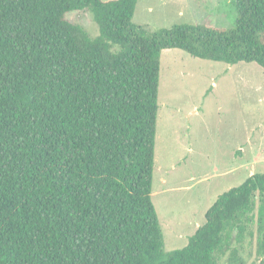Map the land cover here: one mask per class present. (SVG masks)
Segmentation results:
<instances>
[{
    "label": "trees",
    "instance_id": "16d2710c",
    "mask_svg": "<svg viewBox=\"0 0 264 264\" xmlns=\"http://www.w3.org/2000/svg\"><path fill=\"white\" fill-rule=\"evenodd\" d=\"M233 3V29L148 33L137 0H0V264H219L256 203L264 235V173L220 194L179 250H163L152 202L162 51L264 68V0ZM79 11L96 37L66 19Z\"/></svg>",
    "mask_w": 264,
    "mask_h": 264
},
{
    "label": "rangeland",
    "instance_id": "374dc122",
    "mask_svg": "<svg viewBox=\"0 0 264 264\" xmlns=\"http://www.w3.org/2000/svg\"><path fill=\"white\" fill-rule=\"evenodd\" d=\"M233 1L137 0L133 22L148 33L174 25L229 30L237 17ZM66 19L92 38L99 33L89 11L70 12ZM157 101L152 202L163 250L170 252L186 246L220 194L264 173L262 156L253 160L257 152L264 155V68L164 50ZM241 148L245 152L238 153ZM257 205L237 258L226 256L219 264H259L264 257Z\"/></svg>",
    "mask_w": 264,
    "mask_h": 264
},
{
    "label": "crops",
    "instance_id": "0c3cea01",
    "mask_svg": "<svg viewBox=\"0 0 264 264\" xmlns=\"http://www.w3.org/2000/svg\"><path fill=\"white\" fill-rule=\"evenodd\" d=\"M242 150L245 152V149L241 148V149H238V153H240V152L242 153L243 152ZM259 156H262V158L264 159V157H263L264 155H262L261 153L257 152V153L254 154L253 160L257 159Z\"/></svg>",
    "mask_w": 264,
    "mask_h": 264
}]
</instances>
